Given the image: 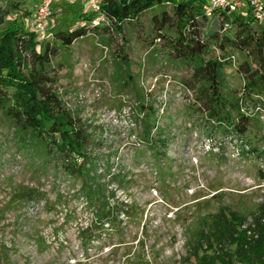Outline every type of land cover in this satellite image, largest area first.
<instances>
[{"label":"rangeland","instance_id":"374dc122","mask_svg":"<svg viewBox=\"0 0 264 264\" xmlns=\"http://www.w3.org/2000/svg\"><path fill=\"white\" fill-rule=\"evenodd\" d=\"M39 1L0 0V29L24 19L29 30ZM52 10L51 42V32L69 30L85 21L82 13L91 12L85 0H64ZM151 15L143 16L139 27L126 22L121 32L97 28L67 48L56 42L58 54L47 66L66 107L91 125L88 153L98 160L93 173L100 175L111 204L128 202L137 214L121 212L119 229L107 220L97 231L80 181L23 148L14 122L0 110V264H133L138 257L149 264H194L189 239L202 219H231L236 238L248 237L246 230L260 234L264 108L242 101L246 81L238 67L244 58L236 52L230 58L214 44L206 54L223 63L226 98H238L241 111L253 117L246 136L250 148L235 159L225 145V128L192 105L194 96L183 85L190 68L169 55L164 38L151 28ZM173 34L171 28L167 36ZM142 99L156 107L158 129L152 135L165 142L154 153L139 141ZM108 169L125 182L113 180ZM235 248L222 244L217 253Z\"/></svg>","mask_w":264,"mask_h":264},{"label":"trees","instance_id":"16d2710c","mask_svg":"<svg viewBox=\"0 0 264 264\" xmlns=\"http://www.w3.org/2000/svg\"><path fill=\"white\" fill-rule=\"evenodd\" d=\"M206 2L102 0L106 21L94 26L91 22L93 13H82L80 18L85 21L79 25L51 32L54 42L48 38L38 39L30 29L32 17L28 21L29 30L24 29V19L20 22L14 20L0 29V110L14 122L18 142L23 148L35 150L39 157H44V164L53 163L74 181H80L81 194L95 213L92 227L97 231L104 229L107 220L111 228L119 229V213L137 214V209L128 202L112 205L106 186L100 182V175L93 173L98 160L88 153L93 136L91 125L68 109L52 87L55 79L47 66L58 54L56 42L67 48L100 27L117 32L122 31L126 22L139 27L142 17L150 12L151 28L159 39L164 38L169 55L190 68L183 85L194 96L192 105H197L201 113L223 126L227 134L236 133L247 142L246 136L254 124L253 117L241 111L238 98H226L220 74L223 63L221 59H207L206 54L211 44L222 52H228L230 58L235 52L241 54L244 59L238 70L246 81L242 101L264 108V23L256 21L251 12L218 9L208 16L204 9ZM226 24H229L227 29ZM171 28L174 34L167 36ZM228 30L231 34L224 41L222 35ZM138 111L139 141L152 148L154 153L165 144L152 135V131L158 129V111L154 104L144 99L138 103ZM141 153L137 152L136 156ZM108 174L113 180L125 182L124 177L111 169H108ZM26 196H35L34 191H27ZM202 220V225L189 239L193 245L194 264H232L233 258L240 260L241 264H264V224L260 234L256 233L257 237L241 235L236 238L231 219L223 216L211 223L208 219ZM263 221L264 208L256 218V224L260 226ZM91 230L88 228L87 232ZM229 243L236 244L234 252L225 250L223 255L217 253L219 246ZM133 264L149 263L138 257Z\"/></svg>","mask_w":264,"mask_h":264},{"label":"built area","instance_id":"2783aa9c","mask_svg":"<svg viewBox=\"0 0 264 264\" xmlns=\"http://www.w3.org/2000/svg\"><path fill=\"white\" fill-rule=\"evenodd\" d=\"M64 0H40L37 5L35 12L32 15L30 29L34 32L39 40H44L50 37L49 24L53 14V5ZM73 1V0H70ZM204 7L205 12L208 16H212L213 13L218 9H227L230 12H251L252 16L259 23H264V1L263 0H206ZM87 5L90 6L91 12L94 17L92 24L94 26L100 25L106 21L105 13L102 11V0H85ZM229 24L225 25L227 29ZM210 140V139H208ZM211 141V140H210ZM227 146H229L232 158L239 159L247 149L249 145L244 138L238 136L236 133H229L225 138ZM229 147L228 151H229ZM220 150V147H217ZM246 228V226H245ZM247 229V228H246ZM248 236L257 237L256 232L246 230ZM237 264H241L240 262Z\"/></svg>","mask_w":264,"mask_h":264}]
</instances>
